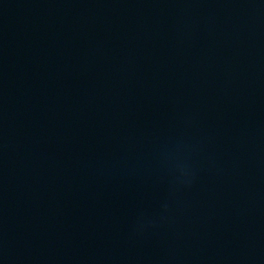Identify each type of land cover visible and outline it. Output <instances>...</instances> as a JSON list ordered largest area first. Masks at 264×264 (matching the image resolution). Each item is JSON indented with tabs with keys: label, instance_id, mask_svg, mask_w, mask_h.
<instances>
[{
	"label": "water",
	"instance_id": "1",
	"mask_svg": "<svg viewBox=\"0 0 264 264\" xmlns=\"http://www.w3.org/2000/svg\"><path fill=\"white\" fill-rule=\"evenodd\" d=\"M0 264H264V0H0Z\"/></svg>",
	"mask_w": 264,
	"mask_h": 264
}]
</instances>
